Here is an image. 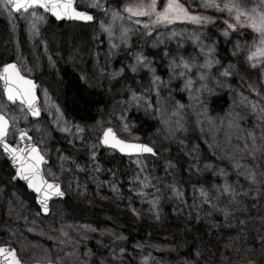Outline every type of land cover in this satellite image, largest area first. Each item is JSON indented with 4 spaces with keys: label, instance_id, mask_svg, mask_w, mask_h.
I'll list each match as a JSON object with an SVG mask.
<instances>
[{
    "label": "rangeland",
    "instance_id": "1",
    "mask_svg": "<svg viewBox=\"0 0 264 264\" xmlns=\"http://www.w3.org/2000/svg\"><path fill=\"white\" fill-rule=\"evenodd\" d=\"M184 1L195 11H213L222 17L221 42L230 61L215 63L217 41L206 40L193 29L170 28L168 23L156 28L155 13L137 14L139 8L151 13L146 3L126 0L118 6L106 0H77L78 8L96 17L88 25L95 46L84 81L112 89L127 75L133 83L127 96L114 99L104 119L84 126L65 119L50 94L51 86L44 82L39 87L42 119L33 122L23 105L8 104L0 83V113L12 125L9 141H15L19 129L26 127L49 161L44 167L48 180L59 182L67 196L104 209L130 226L128 232L105 222L95 226L73 221L62 202L53 203L50 215L43 217L0 182L4 214L0 245L13 246L22 262L90 264L92 247L97 264H264V59L259 63L248 59L259 34L248 26L250 16L242 14L237 21L235 9L229 13L224 8L229 0H215L219 9L203 7L204 0ZM237 3L250 14L253 8L264 11V0ZM143 15L147 17L141 20ZM47 18L39 9L14 15L0 0V20L8 27L12 58L21 72L32 78L52 75L61 81L57 59L41 41ZM146 24L152 29L141 28ZM231 24L236 27L230 28ZM21 36L35 68L23 52ZM148 39L151 50L161 57L159 71L153 59L133 48V41ZM174 48L176 55L171 58ZM182 48L194 52L185 55ZM8 58L5 53L3 60ZM39 63L43 69H37ZM144 74L150 86L140 91L146 83ZM240 76L258 89L263 100L233 82ZM221 97L225 103L217 116L212 102ZM135 115L157 124L145 141H136ZM108 127L123 140L145 142L160 151L163 156L156 159L160 163L154 166L146 157L120 156L123 184L117 183L113 166L100 153L99 139ZM58 143L77 156L60 151ZM172 145H178L188 160L189 175L210 176L211 182L187 191L179 167L167 158ZM127 240L130 252L119 246Z\"/></svg>",
    "mask_w": 264,
    "mask_h": 264
},
{
    "label": "trees",
    "instance_id": "2",
    "mask_svg": "<svg viewBox=\"0 0 264 264\" xmlns=\"http://www.w3.org/2000/svg\"><path fill=\"white\" fill-rule=\"evenodd\" d=\"M106 1L108 3H114L118 6H122L123 2H125L126 0ZM138 3L139 5L141 3H146L144 5H146L147 9H149L148 5L151 3V0H138ZM165 3L166 0H156V10L161 11ZM179 3L184 5L185 9L189 13L197 15L199 17H207L208 19L201 20L200 23H196L192 20H175L168 24L156 23V28L165 27V25L167 24L170 25V28L182 27L186 29H193L204 39L209 41H217L218 48L214 56L215 63H217L218 60L221 61L220 63H227L228 61H230L227 48L221 42L224 30L222 17L219 14L214 13L213 11H195L184 0H179ZM143 16L144 18H142L141 20H144L147 17V15ZM146 25L147 27L142 25L141 28L145 30L152 29L148 24ZM40 34L41 41L47 43L49 51L57 59L62 79L61 81H57L53 78L52 75L46 76L43 73L37 75L35 74L34 77L40 83V85L44 84L45 82L49 86H51L50 94L53 97L54 102L61 109L67 121L75 122L84 126L93 124L98 119H104V117H106L107 108L114 99L127 96L129 88L133 86V83L128 79L127 75L112 89H106L103 86H97L94 83L84 81L83 75L87 71L89 60L88 57L95 46L94 35L88 25L85 26L78 23L58 24L48 17L46 20V24L41 30ZM91 36L93 38L90 40ZM78 40H82L83 43H79ZM133 42V48L138 49V52L143 56L153 59L157 65L155 67L159 71L161 68V63L159 61L161 57L157 52L151 50L149 39L147 41ZM21 44L23 47V52L29 58L30 63L34 67V64L31 61L33 59L32 55L25 47L26 39L24 36H21ZM77 47H84V50L76 51ZM181 50L185 55L194 52L189 48H182ZM175 51V48L170 49L171 58H174V56L176 55ZM5 53L9 55V58L6 61L3 60ZM12 57V44L11 37L8 32V27L6 26L4 21L0 20V66L8 61L14 60ZM35 66L38 67L37 69H43V65L41 63L37 65L35 64ZM142 79H144L146 83H143V85L140 86V91H144L148 86H150L147 84L150 82V79H147V75H142ZM233 82L240 85L243 89L251 91L258 97L259 95H261L258 89L255 88V86H253L250 81L249 83H246V80H242L241 76L240 80L234 79ZM152 92L153 90L151 89L149 93ZM148 95L149 94H147V96ZM260 100L263 99L260 98ZM224 103V97L216 98L212 102V106L214 107L213 110L216 112L217 116H220L221 110L223 108L222 104L224 105ZM133 123L135 128V132L133 133L137 137L136 141H145L146 137L154 133L157 128L156 122L144 118L141 115H135ZM58 145L60 146V151H63L66 154L71 155L72 157L77 156L72 150H69L62 143H58ZM155 152V156H146L147 161L152 163V165L154 164V166L160 163L156 161V159L159 156H163L160 151L155 150ZM100 153L103 155L107 165L113 166L112 171H114V179L117 181V183L122 185L123 176L120 172L122 160L120 156H118V154L115 152H113L112 154H108V150L105 149H101ZM204 157L209 158L208 153L205 152ZM167 158L179 167L181 180L187 191H190L195 185H207L211 182L210 176L194 177L188 174L187 166L189 162L182 155L181 149L180 147H178V145H172L170 154ZM150 159H152V161H150ZM12 177L13 172L8 162L1 156L0 182L5 186L6 191H16L21 195L22 198L26 199L30 203V210L39 212V208L35 203L34 196L29 194L24 186L20 185L19 183H13ZM62 203L65 206L66 215L73 221L89 223L95 226H98L101 223L105 222L112 225L116 230H128V232L130 230V226H125L123 220L113 216L104 209L88 207L69 196H67ZM3 216L4 214L0 209V222H2ZM129 242L130 241L127 240L124 244H119V246L125 245V250L130 252L131 249ZM115 247L117 248L118 246ZM91 249L95 252V254H90V260L93 257V260L90 264H97L99 263L96 257L97 252L96 250H94V248L91 247ZM94 257H96V260Z\"/></svg>",
    "mask_w": 264,
    "mask_h": 264
},
{
    "label": "water",
    "instance_id": "3",
    "mask_svg": "<svg viewBox=\"0 0 264 264\" xmlns=\"http://www.w3.org/2000/svg\"><path fill=\"white\" fill-rule=\"evenodd\" d=\"M7 7L10 9V11L14 15L26 14L33 9H39L42 11V13L44 15L48 16L54 22L59 23V24L78 22V23H81L84 25H90V24H93L94 21L96 20L95 14L93 12H89L87 10H83V9H80L77 7V0H72V8H74L78 12L87 13L88 15H90L92 17L91 20H82V19L76 17L74 14L71 13V9L66 10L68 14H65L64 10L58 9L59 15H57L55 12L49 11L43 7H33V8L28 9L27 11L21 10L20 12L15 11L10 6H7ZM6 65H15L16 71L19 73L20 77L24 78V80L23 81L17 80V78L15 76H13V78L10 80H6L5 79V77L7 75V73H5V66ZM9 71H11V70H9ZM24 81H31V84L30 85L26 84ZM0 83H1L3 93H4V97H5V99L9 105H11V106H14L16 104L23 105L25 107V109L27 110L31 121H33V122H39L42 119V111H41V107H40V98H39L40 84H39V82H37V80L35 78L25 76L21 72L20 67L15 60L4 63L2 66H0ZM9 87H11L13 89L14 93H16V92L20 93V94H16L14 99H11V100L9 99V93H8ZM27 88L31 89V94L34 97V99L32 101V105H33L32 107H30L29 104L27 102H25V98H23L21 95L24 92V90ZM34 111L37 112V114L34 115L33 114ZM0 115H2L5 118V120L7 121L6 135H5V141L4 142H6L9 145H12L14 148L20 149L18 157L23 158L25 167L30 166L32 163V156L26 155V153L29 152L31 148L35 147L37 149L39 155L41 157H43V159L41 161H39V163L36 166L38 169V171L36 172V183L41 188V191L37 192L36 188L31 186L29 184V181L23 178V175H17V171L21 167V164L19 162V158L17 159V162H13L11 155L8 152H5L4 147H3V143H0V152H1L4 160H6L8 162L11 170L13 171L12 182L13 183H19V184L23 185L26 188V190L28 191V193H30L31 195L34 196L36 205L38 206L41 215L43 217H48L50 212H51V204L53 202H56V201H64L66 199L67 195L64 192V190H63V188L59 182L48 180L45 177L44 167L49 164V161L42 154L39 146L34 142L33 137L30 134V132L28 131V129L26 127H21L19 129V131L17 132L16 140L13 142H10L9 141V132L11 129L10 120H9V118H7L2 113H0ZM108 129H111L112 133L114 134V136L117 139L124 141L126 143H130V144L147 145L148 147L153 149V152H151V153L146 152V151L121 152L120 149L118 147L114 146L113 143L105 144L104 143V134ZM21 133H24V135L21 136ZM110 139H111V137H110ZM99 142L103 148L114 150L117 152V154L119 156L124 157V158L133 157V156L143 157V156H155L156 155L155 149L151 145H149L145 142H134V141L123 140L122 138H120V136L117 134V132L115 131V129L113 127H108L102 132L100 139H99ZM34 171H35V169H34ZM25 174H27V173H25ZM44 181H46L47 184L59 185V192H62L63 195L61 196V195L56 194L55 189H48L47 184H45ZM45 192H47V195H45ZM45 201H46V208H47L46 211H45ZM0 248L5 249L4 252L0 253V264H14V258L16 260H19L20 264H27V263L22 262L19 259L18 254H17V250L13 246H11V245H0ZM30 264H55V263H53V262H33Z\"/></svg>",
    "mask_w": 264,
    "mask_h": 264
},
{
    "label": "snow or ice",
    "instance_id": "4",
    "mask_svg": "<svg viewBox=\"0 0 264 264\" xmlns=\"http://www.w3.org/2000/svg\"><path fill=\"white\" fill-rule=\"evenodd\" d=\"M4 4L6 6H10L12 9H14L17 12H20L21 10L27 11L30 8L33 7H43L49 11L55 12L57 15H59V10H64L65 14H68L66 10L71 9V13L74 14L76 17L82 19V20H91L92 17L84 12H78L74 8H72V0H3ZM203 7H215L217 9L220 8V5L215 2V0H204V3L202 5ZM148 7L151 9V13H145L143 8L137 9V14H148L151 15L152 13H155L156 20L153 21V23H171L175 20H192L196 23H200L201 20H207V17H199L197 15H193L189 13L184 5L179 3V0H166V3L164 4V7L161 11L156 10V0H151V3L148 5ZM224 8L229 10V13H231L232 9H235L236 11V20L239 21L240 15L250 16L251 19L249 21V27L253 29L254 32L259 34V40L256 42L255 51H252L249 53L248 59L254 60L255 63H259L261 59H264V11H257L256 8H253L252 13L244 12L239 4L237 3V0H229L228 3L224 4ZM129 11H132L131 8L128 9ZM32 15L35 16V12H32ZM140 21H137L139 23ZM227 23V22H226ZM147 27V25H145ZM230 28H235V24L229 25ZM225 35H227V32H225ZM11 70V71H9ZM5 73H7L5 79L10 80L15 76L17 80L23 81L24 78L19 76V73L16 71L15 65H6L5 66ZM26 84H31V81H24ZM190 83V81H189ZM9 93V99H14L16 94H20L18 92L14 93L13 89L11 87L8 88ZM23 98H25V102L29 104L30 107H32V101L34 97L31 94V89L27 88L24 90V92L21 94ZM33 114H37V112H33ZM6 126L7 121L5 118L0 115V143H3V147L5 152H8L13 162H17V159L19 158V162L21 164V167L17 171V175H23V178L29 181V184L36 188L37 192L41 191V188L36 183V172L37 164L39 161L43 159L37 151L35 147L31 148L29 152L26 153V155L32 156V163L30 166L25 167L24 166V160L22 157H18V154L20 152V149L14 148L12 145L7 144L5 141V135H6ZM24 133H21V136H23ZM251 135V134H250ZM111 137V139H110ZM104 143H113L114 146L118 147L121 152H137V151H146V152H153V149L148 147L147 145H137V144H130L126 143L124 141H121L117 139L114 134L112 133L111 129H108L104 134ZM35 169V171H34ZM27 173V174H25ZM45 184H47L46 181H44ZM48 189H55V193L58 195H63L62 192H59V185L54 184H47ZM45 195H47V192H45ZM46 208V201H45V211ZM5 249L0 248V253L4 252ZM14 264H20L19 260H16L14 258Z\"/></svg>",
    "mask_w": 264,
    "mask_h": 264
},
{
    "label": "bare ground",
    "instance_id": "5",
    "mask_svg": "<svg viewBox=\"0 0 264 264\" xmlns=\"http://www.w3.org/2000/svg\"><path fill=\"white\" fill-rule=\"evenodd\" d=\"M84 152V151H83Z\"/></svg>",
    "mask_w": 264,
    "mask_h": 264
}]
</instances>
